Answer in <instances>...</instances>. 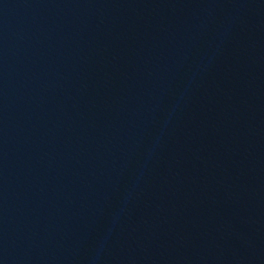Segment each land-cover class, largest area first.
Segmentation results:
<instances>
[{"label":"water","instance_id":"obj_1","mask_svg":"<svg viewBox=\"0 0 264 264\" xmlns=\"http://www.w3.org/2000/svg\"><path fill=\"white\" fill-rule=\"evenodd\" d=\"M0 264H264V0H0Z\"/></svg>","mask_w":264,"mask_h":264}]
</instances>
